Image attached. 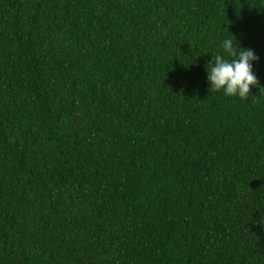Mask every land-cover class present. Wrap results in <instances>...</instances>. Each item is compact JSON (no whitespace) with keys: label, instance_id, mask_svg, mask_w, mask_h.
<instances>
[{"label":"trees","instance_id":"obj_1","mask_svg":"<svg viewBox=\"0 0 264 264\" xmlns=\"http://www.w3.org/2000/svg\"><path fill=\"white\" fill-rule=\"evenodd\" d=\"M0 264H264V0H0Z\"/></svg>","mask_w":264,"mask_h":264},{"label":"clouds","instance_id":"obj_2","mask_svg":"<svg viewBox=\"0 0 264 264\" xmlns=\"http://www.w3.org/2000/svg\"><path fill=\"white\" fill-rule=\"evenodd\" d=\"M234 40L235 43L232 38L223 40L220 45L222 52L212 56V62L207 66L209 91L247 99L253 87L259 88V80L253 72V62L258 57L250 48L239 47L235 37Z\"/></svg>","mask_w":264,"mask_h":264}]
</instances>
